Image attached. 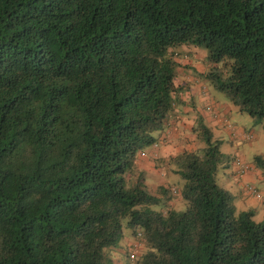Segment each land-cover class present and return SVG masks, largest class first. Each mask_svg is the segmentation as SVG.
Segmentation results:
<instances>
[{"label":"trees","instance_id":"1","mask_svg":"<svg viewBox=\"0 0 264 264\" xmlns=\"http://www.w3.org/2000/svg\"><path fill=\"white\" fill-rule=\"evenodd\" d=\"M189 45L264 123V0H0V264H114L124 226L133 264H264V219L218 185L229 157L201 114L206 146L168 161L180 194L136 166L183 102Z\"/></svg>","mask_w":264,"mask_h":264},{"label":"crops","instance_id":"2","mask_svg":"<svg viewBox=\"0 0 264 264\" xmlns=\"http://www.w3.org/2000/svg\"><path fill=\"white\" fill-rule=\"evenodd\" d=\"M186 47L188 53L186 59L183 60V63H185V65L188 64V66L182 68V72L180 74L182 76L181 79H184L185 81L180 80V78L176 79V85L180 83L189 86L188 90L184 93H181L180 95L181 100H183V102L175 106L174 112L171 114L168 122L166 123L164 131L159 133L158 140L155 145L146 148L145 155H140L136 162V166L138 169H143L146 171V184L147 186L149 185L150 190H155L159 184L160 186L164 187H168L169 185H175L173 184L175 183V181L172 177L174 174L172 171L173 168L168 164L169 159L178 155V153L185 149L190 151L197 150L196 143L194 142L196 141V135L192 131L197 113L201 114L203 117H211V122H213L217 127L223 126L224 129L228 131L227 133L229 134L230 139H237L238 137L239 139L246 141V139H244L246 135H244L242 132L234 131V128H229L224 124L230 107L224 104L218 105L213 100L210 101L208 99H205L203 91H201L200 89L201 80L198 79V76L194 73V71L199 70L201 71V74H203L205 73L206 68L209 69V67L213 66V64L206 60V52L203 49L197 48L195 46L189 45ZM204 59L206 63H197V61L204 62ZM209 102L215 105L213 108L214 112L212 109L210 111L208 110ZM220 140L223 143V140ZM241 155L238 154V158L242 160L245 157L244 155ZM233 161V159L229 158V162L227 164L228 170L230 165H233ZM242 161L244 162V160ZM159 163L161 164L163 170L157 169L156 166ZM251 166L252 169L250 170V172L248 174H245L243 177L239 176L240 178L237 177L236 169L234 166H232L233 170L231 171V176L233 175L232 177L234 179V182H230H232V184H237L236 186L239 192H241V190L243 191V187L247 184H250V181L253 179L252 174L255 171V166ZM170 182L172 183L169 184ZM227 190L231 191L230 189ZM232 195L235 198V202L237 200H240L239 202L242 203L241 205H244L245 209L243 211L253 209L255 215L260 213V209L262 208L260 206L261 204H264L260 203L261 201L255 202L253 200H249V202H245L241 200L240 197L238 198V196L234 195V193H232ZM261 218L262 220L264 219V213Z\"/></svg>","mask_w":264,"mask_h":264},{"label":"rangeland","instance_id":"3","mask_svg":"<svg viewBox=\"0 0 264 264\" xmlns=\"http://www.w3.org/2000/svg\"><path fill=\"white\" fill-rule=\"evenodd\" d=\"M205 50V49H204ZM177 51H181V55L183 56L184 53H188L187 47L186 46H181L180 48L177 49ZM199 64H204L206 63L205 59L204 62L202 61H197ZM221 65V64H220ZM206 71H208V68H206ZM205 71V72H206ZM194 73L200 78L201 77V71L195 70ZM184 80V79H182ZM185 81V80H184ZM201 82L205 86V94L204 97L205 99H208L210 101H215L218 105H227L229 108L228 115L226 117L225 125L228 126L229 128H234V131L237 132H242L244 135L251 134V138L249 140L244 141L241 140L237 137V139H230L229 134L227 133L228 131L224 129L223 126H216L213 122H211V117H204L205 123L213 130V135L215 139H222L223 143L220 146V149L223 153L229 156V158L235 160H238V154L244 155V162L248 165L253 164L254 157L256 155H262L264 157V129H263V122H256L250 115L247 113H242L238 107H236L234 104L231 103L229 98L224 94L223 92L217 91L215 88H213L212 84L209 83L206 80H201ZM201 89V88H200ZM202 90V89H201ZM214 106L211 102L208 103V108H211V105ZM211 110V109H210ZM209 110V111H210ZM224 118V117H223ZM222 118V119H223ZM196 119V117H195ZM210 124V125H209ZM224 125V126H225ZM196 135V134H195ZM197 138V136H196ZM194 141L196 143V147L198 150L201 148H204L206 146L205 142L200 139H196ZM149 148V147H148ZM241 155V156H242ZM227 156V157H228ZM237 157V158H236ZM171 166V165H170ZM233 166V165H232ZM232 166L230 165L229 170L228 166L227 167H220L216 173L217 177V182L218 185L225 188V189H230L231 193H234V195L240 197L241 200L245 202H249V200H253L255 202L261 201L260 203H264V198L263 199H256L253 196H249L244 192V187L243 191L239 192L237 188V184L233 183V175L231 176V171L233 170ZM157 169L163 170L161 164L159 163L157 166ZM172 167V166H171ZM254 172L252 174L253 179L250 181L251 185L254 187H257L261 192L264 194V175L262 174L261 170L258 168H254ZM169 171V169H168ZM164 172V171H163ZM258 173V174H256ZM174 178L175 186L174 188L177 190V192L180 194V191L182 189L183 183H185V180L180 177L179 175L173 174L172 176ZM239 177V176H237ZM240 178V177H239ZM131 181V180H130ZM232 181V182H230ZM170 182L169 184H171ZM149 188V185H148ZM153 188V186H152ZM179 201L177 200L174 204V209L176 211L179 210H184L186 207L185 201L179 197ZM240 200H237L236 203V212L240 213L245 209L244 205H241L242 203L239 202ZM262 211L260 209V213L257 215H254V220L255 221H260L262 220L261 216H263L264 213V204H261ZM153 209L159 210L160 206L159 204L153 205ZM248 211V210H247ZM124 240L121 243V246L115 249L112 253V258L114 261V264H133L134 262H131L128 260L127 253H129L128 250V243L133 241V239L130 237V230L124 226ZM140 250L144 251V246L143 244L140 246Z\"/></svg>","mask_w":264,"mask_h":264},{"label":"built area","instance_id":"4","mask_svg":"<svg viewBox=\"0 0 264 264\" xmlns=\"http://www.w3.org/2000/svg\"><path fill=\"white\" fill-rule=\"evenodd\" d=\"M235 166H236V173L238 176H243L245 175L246 173H248L250 167L248 165H246L245 163H243L241 160H236L235 161ZM244 192L246 194H248L249 196H253L254 198L256 199H263L264 198V194L263 192H261L259 189H257L256 187H254L253 185L251 184H247L246 186H244ZM139 246L140 244L135 241V242H132L131 245H130V254H129V257H130V260L131 261H134L137 257V255L139 254Z\"/></svg>","mask_w":264,"mask_h":264},{"label":"clouds","instance_id":"5","mask_svg":"<svg viewBox=\"0 0 264 264\" xmlns=\"http://www.w3.org/2000/svg\"><path fill=\"white\" fill-rule=\"evenodd\" d=\"M251 134L249 133V134H247L246 136H245V138L244 139H246V141L247 140H249V138H251ZM239 159V158H238ZM239 160H241V159H239ZM236 161V160H235ZM235 161H233V166L235 167V169H236V166H235ZM242 161V160H241ZM243 162V161H242ZM244 163V162H243ZM246 164V163H245ZM246 165H248V164H246ZM249 166V165H248ZM250 168H251V165L249 166ZM237 170V169H236ZM247 174V173H246ZM236 175H237V173H236ZM238 176V175H237ZM244 176V175H243ZM243 176H240V177H243Z\"/></svg>","mask_w":264,"mask_h":264}]
</instances>
